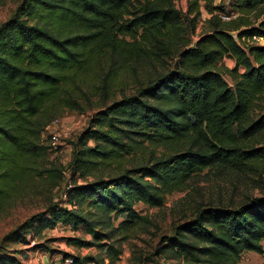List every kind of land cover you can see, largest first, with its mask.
Listing matches in <instances>:
<instances>
[{
	"label": "trees",
	"instance_id": "1",
	"mask_svg": "<svg viewBox=\"0 0 264 264\" xmlns=\"http://www.w3.org/2000/svg\"><path fill=\"white\" fill-rule=\"evenodd\" d=\"M201 6L209 17L192 42L187 32L194 33ZM253 37L264 40V0H188L183 15L175 0H21L0 25V215L28 190L62 178L61 169L45 166L42 136L58 104L78 106L66 93L101 57L114 73H152L134 94L109 104L103 98L73 143L70 174L85 180H72L64 203L48 199L28 224L37 234L56 224L85 227L92 240L71 243L96 246L101 256H72V264H115L114 243L140 220L135 203L161 206L196 170L260 175L264 44ZM101 91L108 95L105 80ZM145 144L165 151L130 169L111 167ZM14 232L13 240L27 241ZM263 240L264 192L238 204L197 205L161 253L176 264H238L245 251L262 253ZM0 264L19 262L0 255Z\"/></svg>",
	"mask_w": 264,
	"mask_h": 264
},
{
	"label": "rangeland",
	"instance_id": "2",
	"mask_svg": "<svg viewBox=\"0 0 264 264\" xmlns=\"http://www.w3.org/2000/svg\"><path fill=\"white\" fill-rule=\"evenodd\" d=\"M21 0H0V25L12 17ZM227 0H214V4H226ZM188 0H175V7L183 15L187 11ZM234 15V13L232 14ZM209 17L201 6V16L196 24L194 33L187 32L188 38L195 41L203 31V19ZM262 18V17H261ZM260 18V19H261ZM252 20H254L252 18ZM264 44V40L259 41ZM223 64L231 68L233 61L224 58ZM171 67L169 63L159 65L160 71ZM109 70V61L101 57L77 78L76 83L70 86L66 97L76 99L78 106L57 105L54 119H59L64 135L61 137L62 145L56 152L48 151L45 166H55L62 170L60 180L49 179L39 188L27 191L25 197L18 200L11 208L0 215V255L15 257L19 264H65V257L99 255L96 246L79 247L71 243L72 238L91 241L92 235L86 228L73 229L71 226L56 224L53 228L42 229L39 234L33 232V216L44 211L48 199L63 204V192L66 186L76 180L81 183L84 178L75 175L72 179L69 162L72 159L73 143L79 134L89 125L91 117L97 107L104 102L109 104L113 99H120L123 95H132L140 86L142 79L152 71L147 68L132 70ZM229 83L231 80L224 76ZM107 82L108 95L101 91V81ZM63 103V101H62ZM47 131V128L46 130ZM46 132L44 133L45 136ZM42 136V137H44ZM92 145V142H89ZM165 149L155 148L145 144V149L136 152L133 156H125L120 163H113L112 168L130 169L140 162L152 160L155 155L163 153ZM111 170L101 173L106 175ZM92 176H88V180ZM263 182V184H262ZM264 172L260 175L251 172L235 173L230 170L208 169L196 170L195 175L187 179L180 190L168 194L161 206L151 207L141 202H136L134 208L140 220L114 245L119 250L115 264H176L179 261L161 253L166 237L174 235L175 226L191 219L197 205L206 204H238L245 196H260L264 191ZM28 225V226H26ZM30 226V227H29ZM28 229V230H27ZM15 236L26 235L27 241L13 240ZM32 237V238H31ZM41 245L33 247L34 244ZM262 253L245 251L242 253L238 264H264V240ZM107 260L104 261V264ZM94 264V263H89Z\"/></svg>",
	"mask_w": 264,
	"mask_h": 264
},
{
	"label": "built area",
	"instance_id": "3",
	"mask_svg": "<svg viewBox=\"0 0 264 264\" xmlns=\"http://www.w3.org/2000/svg\"><path fill=\"white\" fill-rule=\"evenodd\" d=\"M223 18H227L224 17ZM254 40L260 41L261 38L253 37ZM47 131L44 138L46 141V144L48 146L49 151L56 152L59 150V148L62 145L61 137L64 135L63 127L59 119H54L50 122V124L47 125ZM66 187H70V184H68ZM63 198H65V193H63ZM65 264H72L73 258L67 257L64 259Z\"/></svg>",
	"mask_w": 264,
	"mask_h": 264
}]
</instances>
